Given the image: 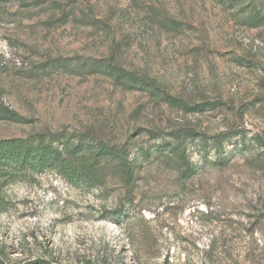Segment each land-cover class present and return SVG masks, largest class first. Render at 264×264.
<instances>
[{
    "label": "rangeland",
    "instance_id": "rangeland-1",
    "mask_svg": "<svg viewBox=\"0 0 264 264\" xmlns=\"http://www.w3.org/2000/svg\"><path fill=\"white\" fill-rule=\"evenodd\" d=\"M262 1L0 0V139L87 133L134 160L125 179L99 159L97 186L51 171L3 186L0 264H264V23L244 7ZM111 55L147 86L115 83ZM177 129L245 144L220 164L187 143L182 175L150 135Z\"/></svg>",
    "mask_w": 264,
    "mask_h": 264
},
{
    "label": "trees",
    "instance_id": "trees-1",
    "mask_svg": "<svg viewBox=\"0 0 264 264\" xmlns=\"http://www.w3.org/2000/svg\"><path fill=\"white\" fill-rule=\"evenodd\" d=\"M244 7L246 9L249 7L245 17L249 26L257 27L264 23V0L260 6L251 4ZM113 59L114 56L111 55L109 59L105 60L103 67L107 73L113 76L115 83L128 89H143L147 86V81L144 78L124 69ZM97 63L102 62L98 60ZM181 104L185 108L199 111L208 103L194 104L190 107L182 102ZM2 113L7 117L17 116L16 112L7 108H4ZM150 135L154 139L161 138L159 142L155 143L156 148L168 150L177 155L178 159L183 162L182 175L187 176H189L188 172L196 171L195 166L185 156L184 150L187 143L192 142L194 147H198L206 154L214 151L220 164L225 161L223 152L227 143L240 144V146L245 144V142L241 143L240 136L236 141H232V138L235 137L232 132L207 135L203 132L177 129L169 132L170 138L154 132H151ZM256 142L259 141L256 140ZM260 145L264 146L261 143ZM142 150L144 154L149 153L147 148ZM101 158L119 160L125 179H129L134 160L128 158L125 148L95 140L87 133L79 134L75 145L71 143V137L60 132H40L25 137L2 138L0 139V189L5 185L23 181L48 171L70 183L97 186L102 183L104 177V168L98 162Z\"/></svg>",
    "mask_w": 264,
    "mask_h": 264
}]
</instances>
